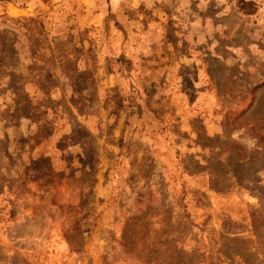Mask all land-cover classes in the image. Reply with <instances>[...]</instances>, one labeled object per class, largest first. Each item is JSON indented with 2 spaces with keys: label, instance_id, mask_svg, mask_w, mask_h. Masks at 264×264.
<instances>
[{
  "label": "rangeland",
  "instance_id": "1",
  "mask_svg": "<svg viewBox=\"0 0 264 264\" xmlns=\"http://www.w3.org/2000/svg\"><path fill=\"white\" fill-rule=\"evenodd\" d=\"M0 264H264V0L0 2Z\"/></svg>",
  "mask_w": 264,
  "mask_h": 264
},
{
  "label": "trees",
  "instance_id": "2",
  "mask_svg": "<svg viewBox=\"0 0 264 264\" xmlns=\"http://www.w3.org/2000/svg\"><path fill=\"white\" fill-rule=\"evenodd\" d=\"M14 0H0V2H4V3H10L13 2Z\"/></svg>",
  "mask_w": 264,
  "mask_h": 264
}]
</instances>
